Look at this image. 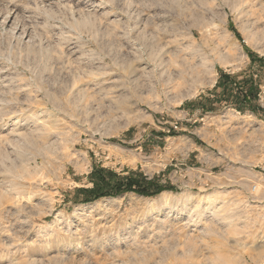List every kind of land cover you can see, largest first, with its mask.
Listing matches in <instances>:
<instances>
[{
	"label": "rangeland",
	"instance_id": "1",
	"mask_svg": "<svg viewBox=\"0 0 264 264\" xmlns=\"http://www.w3.org/2000/svg\"><path fill=\"white\" fill-rule=\"evenodd\" d=\"M0 264H264V0H0Z\"/></svg>",
	"mask_w": 264,
	"mask_h": 264
},
{
	"label": "trees",
	"instance_id": "2",
	"mask_svg": "<svg viewBox=\"0 0 264 264\" xmlns=\"http://www.w3.org/2000/svg\"><path fill=\"white\" fill-rule=\"evenodd\" d=\"M90 188H78L79 193L87 196L82 202H90L104 197H116L129 192L143 196H157L164 190H174L170 184H161L157 180L149 179L142 173L130 172L119 174L106 168L95 167L91 173Z\"/></svg>",
	"mask_w": 264,
	"mask_h": 264
},
{
	"label": "crops",
	"instance_id": "3",
	"mask_svg": "<svg viewBox=\"0 0 264 264\" xmlns=\"http://www.w3.org/2000/svg\"><path fill=\"white\" fill-rule=\"evenodd\" d=\"M227 79H228V76H225ZM224 77V78H225ZM224 80V79H223ZM229 85V82H224V87L228 86Z\"/></svg>",
	"mask_w": 264,
	"mask_h": 264
},
{
	"label": "bare ground",
	"instance_id": "4",
	"mask_svg": "<svg viewBox=\"0 0 264 264\" xmlns=\"http://www.w3.org/2000/svg\"><path fill=\"white\" fill-rule=\"evenodd\" d=\"M256 189V186H255V188H254V190Z\"/></svg>",
	"mask_w": 264,
	"mask_h": 264
}]
</instances>
